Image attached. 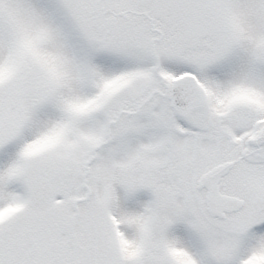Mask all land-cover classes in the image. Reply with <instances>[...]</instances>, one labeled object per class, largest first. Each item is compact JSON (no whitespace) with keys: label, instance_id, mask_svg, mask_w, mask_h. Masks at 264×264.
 <instances>
[{"label":"snow or ice","instance_id":"obj_1","mask_svg":"<svg viewBox=\"0 0 264 264\" xmlns=\"http://www.w3.org/2000/svg\"><path fill=\"white\" fill-rule=\"evenodd\" d=\"M0 264H264V0H0Z\"/></svg>","mask_w":264,"mask_h":264}]
</instances>
